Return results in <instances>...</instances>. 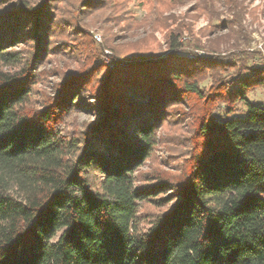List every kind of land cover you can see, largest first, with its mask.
Returning <instances> with one entry per match:
<instances>
[{
    "label": "trees",
    "instance_id": "trees-1",
    "mask_svg": "<svg viewBox=\"0 0 264 264\" xmlns=\"http://www.w3.org/2000/svg\"><path fill=\"white\" fill-rule=\"evenodd\" d=\"M175 1L146 0L134 22L128 0H0V264H264V104L247 99L264 64L178 55ZM221 1L220 26L238 25L245 6ZM101 10L149 34L98 47L82 20ZM57 54L62 67L38 68ZM52 73V93L36 88ZM238 101L246 115L230 117ZM82 105L96 117L79 124ZM171 114L186 157L135 184Z\"/></svg>",
    "mask_w": 264,
    "mask_h": 264
},
{
    "label": "rangeland",
    "instance_id": "rangeland-1",
    "mask_svg": "<svg viewBox=\"0 0 264 264\" xmlns=\"http://www.w3.org/2000/svg\"><path fill=\"white\" fill-rule=\"evenodd\" d=\"M238 1L246 9L240 22L238 25L232 24L228 27H221L220 22L231 18V13H229L227 6L221 0H176L171 9L164 11L163 15L173 16V27L176 25L184 27L182 36L180 37V40L184 43V49L177 54L191 59L199 56L219 57L223 62L233 61L237 65H241V62L246 66H261L264 64V60L261 59L256 48L257 43L262 42L264 44V0ZM145 2L146 0H128L126 2L125 9L132 14V21L136 22L147 17ZM197 3L206 9L205 13L202 12L200 14L194 8V5ZM112 15L113 13L110 10H101L83 16L82 22L89 28L98 47L103 44L105 45L107 42L115 45L143 37L146 33L149 34L150 30L144 28V26H131L128 29L122 28L125 23L121 20L115 22ZM122 34L126 38L121 39L120 36ZM95 35H99L100 39L97 40ZM153 37V40L151 38L148 39V44L159 46L162 51H166L164 32L156 30L153 32ZM102 50L99 56L106 62L108 57H105L104 51L108 50L110 54L112 52L107 47ZM244 52L249 53L246 54ZM52 59V61L40 64L38 68L52 70L56 69V67H62L67 62L59 54L55 57L53 56ZM232 72L231 69L222 74L226 75ZM243 74H248V71H243ZM58 81L59 76L52 73L43 82H38L36 88L52 93L54 85ZM210 83L211 80L207 77L200 85L208 87ZM247 99L250 102L264 104V86H256L251 89L247 94ZM180 106L176 105L173 109H178ZM246 111L245 103L238 101L230 117L245 116ZM223 116L224 109L223 105L220 104L219 108L214 112V118L222 119ZM72 117L80 124L82 121L93 120L96 116L93 110L82 105V107L72 112ZM185 121L187 120L180 119L176 114L170 115L169 123L160 132L159 141L154 148L152 158L133 174L135 184L142 183L144 172L150 171L153 168L172 171L177 164L184 160L188 152L187 136H189ZM163 209L166 210L167 207ZM151 211L156 210L151 208L149 204H143L140 207L141 214ZM141 224L144 226L146 222L142 220Z\"/></svg>",
    "mask_w": 264,
    "mask_h": 264
},
{
    "label": "built area",
    "instance_id": "built-area-1",
    "mask_svg": "<svg viewBox=\"0 0 264 264\" xmlns=\"http://www.w3.org/2000/svg\"><path fill=\"white\" fill-rule=\"evenodd\" d=\"M95 38L97 40L100 39L99 35H95ZM256 48H257V50H258V52L260 54L261 59L264 60V44L262 42H259V43H257ZM104 53H105V57H106V55H109L110 54V51L105 50Z\"/></svg>",
    "mask_w": 264,
    "mask_h": 264
}]
</instances>
